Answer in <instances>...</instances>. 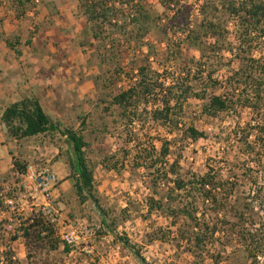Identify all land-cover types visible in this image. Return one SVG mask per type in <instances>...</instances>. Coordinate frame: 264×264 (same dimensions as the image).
I'll list each match as a JSON object with an SVG mask.
<instances>
[{"label": "trees", "instance_id": "obj_1", "mask_svg": "<svg viewBox=\"0 0 264 264\" xmlns=\"http://www.w3.org/2000/svg\"><path fill=\"white\" fill-rule=\"evenodd\" d=\"M78 1L92 37L103 44L105 54L112 52L111 48L115 45L120 46L121 37L137 44L159 30L162 34V41L159 42L166 44L165 61L179 64L176 75L170 73L166 76L169 67L166 68L164 63H159L163 73L156 71L147 56L143 61L146 64H135L130 73L118 68L95 77L99 88L106 81H111L108 78H121V74L129 80L126 90L111 95V99L104 95L99 98L97 112L100 111V128H96L93 122L88 123L89 116H78L81 128L66 125L50 115L37 96L26 95L7 105L0 115V131L6 141L21 145L26 140L46 137L53 143H65L66 164L76 196L81 204L91 202L100 216L97 236L114 235L121 248L128 250L140 264H154L143 254V249L158 243L174 248L171 264H264V234L259 236L248 231L252 217H245L247 210L256 213L250 207H229L227 199L234 192L235 185L224 177L223 169L209 163L208 171L202 175L182 171L185 144L205 139L206 131L193 124L179 127V120L186 113L185 105L192 99L202 103L201 114L211 119L224 113H236L239 109L263 114L264 57L255 58L251 47L255 39L260 46L264 45V0H195L194 3L158 0L165 15H154L151 7L144 5V0ZM35 4L36 0H13L18 15L36 12ZM45 4L49 9L53 5ZM195 10L200 13V21H193ZM169 12L172 14L169 15ZM221 13L238 23V49L228 44V21L218 17ZM6 45L15 50L11 41H7ZM225 49L233 56L232 59L238 61V68L220 82L214 78L215 71H208V64L215 53ZM103 66L100 64L99 67L103 69ZM118 82L114 83L118 85ZM218 89L223 91L218 93ZM100 104H104L102 113ZM112 107L117 108L118 121L128 132L125 145L132 146L126 151L131 155L129 172L139 178L142 170L144 175L140 178L148 190L146 211L142 213L138 207L134 211L136 216L148 222L140 242H134L117 231L121 216L124 221L132 218L130 205L122 209L118 216L116 211L103 208L96 186L95 167L89 156L94 143L109 132L103 115ZM149 124L157 125L167 133V136H159V148L151 143L149 137V143L145 144L139 136L149 134L144 129ZM253 124L264 134V121L253 120ZM249 136L243 139L247 141ZM174 145L176 149H173ZM248 147L250 151L247 153L252 155L255 148ZM11 154L12 171L25 174L28 164L16 157L13 150ZM115 157L106 155L103 161L107 164ZM125 157L128 155L125 154ZM57 158H61V153ZM223 162L219 161L220 164ZM119 164L123 165L118 159L114 165L105 166L118 171ZM9 175L1 177L5 179ZM225 211L232 217L224 214ZM155 216H162L167 222L158 225L153 221ZM12 219L0 221V231L5 223L13 226L10 240H23L28 260L43 252L60 249L62 243L56 228L46 220L41 210L25 220L19 217L20 224L15 221L16 217ZM63 250L71 252L66 244ZM14 262L10 249L0 255V264ZM91 264H98L97 260Z\"/></svg>", "mask_w": 264, "mask_h": 264}, {"label": "rangeland", "instance_id": "obj_2", "mask_svg": "<svg viewBox=\"0 0 264 264\" xmlns=\"http://www.w3.org/2000/svg\"><path fill=\"white\" fill-rule=\"evenodd\" d=\"M46 2L53 3L55 7L51 5L50 9L47 8ZM143 3L151 7L154 15H165L164 8L158 0H144ZM35 5L36 12L28 11L25 15H18L13 0H0V46H5L7 41L14 43L15 50L11 49L14 54L8 55L11 62L22 54L33 60L30 62L31 71L39 75L43 83L40 84L38 92L44 95L41 102L44 109L66 125L81 128V119H78V116H89L88 123L93 122L96 128H100L98 127L101 123L98 119L100 111L97 112V107L101 95L111 99V95H116L129 87L127 76L121 74V78H108L111 81H106L104 86L99 88L95 79L98 75L118 68L122 72L130 73L135 64H146L143 61L147 56L154 69L160 70V73H163V68L159 63H164L166 68L169 67L166 76L170 73L175 76L178 71L176 69L179 64L165 61L163 54L166 44L159 42L162 36L159 30L153 31L137 44L129 43L127 37H121L120 46L115 45L111 48L112 52L105 54L103 44L92 37L86 25L78 0H36ZM171 14L169 12V15ZM218 17L228 21L226 27L228 44L231 43L233 49H238L240 38L238 23L229 20L224 13ZM200 19V13L195 10L193 21ZM129 30L130 28L127 29ZM251 49L255 58L264 57V45L260 46L257 39L254 40ZM194 54L198 56V53ZM232 57L226 49L213 55L208 64L210 65L208 71H215V79L224 81L231 71L238 68V61ZM16 61L18 62L17 58ZM100 64L104 65L103 69L99 67ZM116 81H119L118 85L115 84ZM222 91L217 90L218 93ZM185 106L186 113L179 120L181 122L179 127L193 124L206 131L207 136L196 143L190 141L185 144L181 161L182 171L202 175L208 171L209 163L215 167L219 165L223 169L224 177L235 185L227 204L229 207L239 205L241 208H252L256 214L247 210L245 216L247 219L252 217L248 231L259 236L264 234V134L253 124V120H260L263 123L264 112L259 115L250 109H239L236 113H224L211 119L201 114V102L192 99ZM99 108L102 113L104 104H100ZM117 112V108L112 107L103 115L104 121L108 123L109 132L103 135L99 142L94 143L89 156L95 167L96 186L103 208L116 211L115 215L118 216L122 209L130 205V213L133 216L127 221L121 216L117 231L126 234L134 242H140L148 228V222L136 216L134 211L137 207L142 213L146 211L145 197L148 190L140 178L144 175L142 170L139 172V178H135L129 172L131 155L126 151L132 146L125 145L128 132L118 121ZM144 129L149 131V134L145 137L139 134L142 142L149 143V137L151 143L159 148V136H167L166 131L154 124H149ZM248 134L250 136L245 141L243 138ZM10 143L14 155L29 165L37 167L39 164L43 166L49 162L51 171L56 176V185L52 189V203L68 225L79 227L86 239L85 242L82 240L75 246H69L70 253L63 250L65 244L60 239L62 245L59 250L43 252L33 260H28L23 240L11 242L10 231L13 227L9 230L7 227L9 224L5 223L0 231L2 237L0 255L5 251V246L10 245L15 259L13 264H91L95 260L98 264H140L128 250L121 248L114 235L102 238L97 236L96 232L100 229L101 223L100 216L91 202L81 204L76 196L69 166L66 164L65 143H53L46 137L26 140L21 145ZM248 146L255 148L252 154L254 157L247 153L250 151ZM176 147L174 145L173 149ZM59 153L60 159L57 158ZM125 154L128 157H125ZM106 155L116 156L107 163L108 165H114L118 159L123 163L119 164L118 171L105 166L107 164L103 159ZM219 161L224 162L220 164ZM33 202L37 204L35 209L39 210L43 202L42 195L38 194ZM29 203H32L31 199L23 202L25 213ZM228 217H232V214ZM153 219L158 225L167 222L162 216H155ZM87 246L93 247L92 254L85 252L84 247ZM174 253V248L168 244L158 243L143 249V254L154 264H171Z\"/></svg>", "mask_w": 264, "mask_h": 264}, {"label": "built area", "instance_id": "obj_3", "mask_svg": "<svg viewBox=\"0 0 264 264\" xmlns=\"http://www.w3.org/2000/svg\"><path fill=\"white\" fill-rule=\"evenodd\" d=\"M27 166V170L23 175L13 171L8 178L0 177V221L4 217L13 221L12 218L16 217L15 221L20 224L19 217L25 220L41 210L46 220L55 226L57 235L64 244L75 246L82 240V242H85L86 237L82 235L81 229L68 225L65 218L52 203V189H54L56 176L52 173L49 162L43 166L40 164L37 167L29 164ZM38 194L42 195L43 200L39 210L35 209L37 204L33 202ZM26 199L32 200V203H29L26 207L27 213H25L26 209L23 207V202ZM7 227L11 230L13 226L9 224ZM87 247H84L85 252L92 254L93 247ZM7 249L13 252L10 245L5 246V250Z\"/></svg>", "mask_w": 264, "mask_h": 264}, {"label": "crops", "instance_id": "obj_4", "mask_svg": "<svg viewBox=\"0 0 264 264\" xmlns=\"http://www.w3.org/2000/svg\"><path fill=\"white\" fill-rule=\"evenodd\" d=\"M11 54H14V51L7 45L0 46V115L8 104L19 101L26 95H35L41 102L44 96L38 92L42 83L41 77L31 71L30 62L33 60L22 54L16 57L18 64L16 58L13 62L10 61L8 55ZM11 144L0 131V177L13 172Z\"/></svg>", "mask_w": 264, "mask_h": 264}]
</instances>
